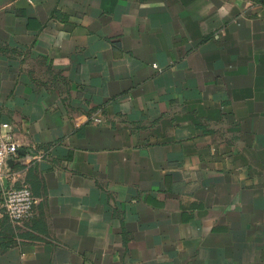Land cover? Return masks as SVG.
<instances>
[{"label": "crops", "instance_id": "1", "mask_svg": "<svg viewBox=\"0 0 264 264\" xmlns=\"http://www.w3.org/2000/svg\"><path fill=\"white\" fill-rule=\"evenodd\" d=\"M0 123V264H264V0H0Z\"/></svg>", "mask_w": 264, "mask_h": 264}, {"label": "built area", "instance_id": "2", "mask_svg": "<svg viewBox=\"0 0 264 264\" xmlns=\"http://www.w3.org/2000/svg\"><path fill=\"white\" fill-rule=\"evenodd\" d=\"M19 146L14 140L12 126L0 123V183L6 178L5 164L9 158L16 157ZM36 200L27 186H11L5 192L3 214L17 226L31 222L35 213Z\"/></svg>", "mask_w": 264, "mask_h": 264}]
</instances>
